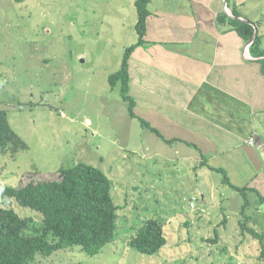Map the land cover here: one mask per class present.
I'll list each match as a JSON object with an SVG mask.
<instances>
[{"label":"rangeland","instance_id":"1","mask_svg":"<svg viewBox=\"0 0 264 264\" xmlns=\"http://www.w3.org/2000/svg\"><path fill=\"white\" fill-rule=\"evenodd\" d=\"M135 1L0 0V109L28 145L15 155L0 148V180L59 178L60 168L84 162L109 176L118 206L115 237L97 254L75 245L27 264H264V202L246 191L242 214L245 198L223 173L200 164L196 149L142 127L128 114L121 84L109 82L138 39ZM224 2L256 25L264 48V0ZM0 206L8 205L0 199ZM11 206L32 217V231L41 225L36 211ZM244 215L263 244L243 230ZM150 218L164 223L167 243L147 254L128 241Z\"/></svg>","mask_w":264,"mask_h":264},{"label":"crops","instance_id":"2","mask_svg":"<svg viewBox=\"0 0 264 264\" xmlns=\"http://www.w3.org/2000/svg\"><path fill=\"white\" fill-rule=\"evenodd\" d=\"M147 7L144 42L129 59L136 114L166 138L196 149L233 184L264 189V162L255 170L242 150L253 135L264 137V73L247 42L218 23L228 6L150 0Z\"/></svg>","mask_w":264,"mask_h":264},{"label":"trees","instance_id":"3","mask_svg":"<svg viewBox=\"0 0 264 264\" xmlns=\"http://www.w3.org/2000/svg\"><path fill=\"white\" fill-rule=\"evenodd\" d=\"M14 1L22 2L23 0ZM149 1H135L137 10L135 28L138 39L125 48L121 67L109 76V82L112 86L118 82L121 84V93L131 118L137 119L142 127L162 137L167 143H172L178 139L164 137L149 121L136 114V101L129 93V59L135 48L144 42ZM231 14L228 15L224 11L219 13L218 23H226L246 42L256 31L248 50L251 56L258 57L264 73V48L260 44L256 25L240 19L241 14L234 9ZM190 145L194 146L192 143ZM27 147V143L10 127L6 111L0 109L1 151L15 155ZM201 164L223 173V182L244 196L242 214L250 202L246 191L252 190L258 199L264 202V196L257 189L233 184L222 168L207 164L204 157ZM58 173L59 178L30 180L20 186H12L0 180V199L8 205L0 206V264H27L39 254L48 256L57 250L75 245L81 246L87 253L94 255L114 239L117 230L118 206L112 196L113 182L109 176L101 169L84 162H78L69 168H60ZM13 200L42 216L41 225L36 230H31L32 217L20 216L14 210L11 206ZM244 216V221H240L243 230L262 240L263 234L248 227L247 222L250 217ZM215 235L213 241L217 240L216 232ZM50 237H52L51 240ZM166 243L164 223L157 218L146 220L128 241L131 248L147 254L159 252ZM262 251L264 252V248ZM67 264L84 263L69 262Z\"/></svg>","mask_w":264,"mask_h":264},{"label":"water","instance_id":"4","mask_svg":"<svg viewBox=\"0 0 264 264\" xmlns=\"http://www.w3.org/2000/svg\"><path fill=\"white\" fill-rule=\"evenodd\" d=\"M229 15H232V14L229 13ZM242 20H245V19H242ZM245 21H249V20H245ZM255 35H256V31L254 32L252 38L247 42L248 46L252 43ZM242 150L244 151L246 157L251 162L255 170L257 171L260 170L264 162V137L258 134L253 135L252 143L243 145Z\"/></svg>","mask_w":264,"mask_h":264},{"label":"built area","instance_id":"5","mask_svg":"<svg viewBox=\"0 0 264 264\" xmlns=\"http://www.w3.org/2000/svg\"><path fill=\"white\" fill-rule=\"evenodd\" d=\"M250 143H252V140L250 141ZM190 205L193 206V202H191Z\"/></svg>","mask_w":264,"mask_h":264}]
</instances>
